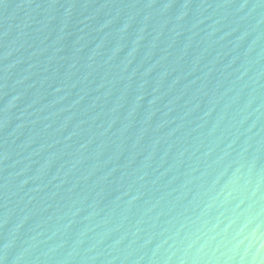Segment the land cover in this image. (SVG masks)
I'll list each match as a JSON object with an SVG mask.
<instances>
[{
    "label": "water",
    "instance_id": "obj_1",
    "mask_svg": "<svg viewBox=\"0 0 264 264\" xmlns=\"http://www.w3.org/2000/svg\"><path fill=\"white\" fill-rule=\"evenodd\" d=\"M0 264H264V0H0Z\"/></svg>",
    "mask_w": 264,
    "mask_h": 264
}]
</instances>
